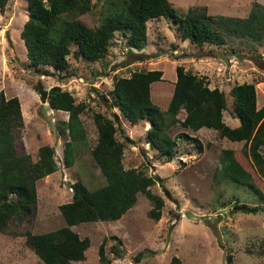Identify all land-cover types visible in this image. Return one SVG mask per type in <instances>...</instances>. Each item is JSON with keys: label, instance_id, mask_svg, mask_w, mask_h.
<instances>
[{"label": "rangeland", "instance_id": "1", "mask_svg": "<svg viewBox=\"0 0 264 264\" xmlns=\"http://www.w3.org/2000/svg\"><path fill=\"white\" fill-rule=\"evenodd\" d=\"M119 0H93L92 11L76 18L88 26L100 24L112 2ZM181 13L192 7L206 8L211 15L246 17L255 3L264 0H171ZM28 20L27 0H9L6 10L0 11V91L7 97L18 96L21 100L24 126L17 138L21 153L38 158L39 148L50 144L57 152L60 169L40 179L37 183L38 201L31 216L12 219L4 231H0L1 264H42L34 249L27 243L28 233H44L64 225L60 205L73 198L72 184L82 180L94 188L105 183L101 169L95 163L92 149L98 140V130L93 114L101 111L112 116L117 109H109L104 100L113 89L115 77L130 76L142 69L163 70L162 80L153 83L152 99L167 110L177 80V66L208 78L210 87H218L227 97L224 120L237 126L240 120L232 116L233 97L231 88L243 82L256 84L258 107L264 106V44L252 40L230 41L227 45L205 44L197 46L182 40L176 27L166 18L148 22V43L143 49H129L126 40L116 33L109 55L96 63L70 56L69 78L40 75L29 67L27 48L21 38ZM239 48V51L232 49ZM41 80L45 88L59 85L69 90L77 102H84L88 109L83 114L88 140L79 145L76 162L66 167L63 162V138L58 133V122L68 114L49 108L34 89ZM119 113V112H118ZM122 128L133 142L125 151L127 168H146L149 174L162 178L164 185L152 187L165 199L160 220L150 217L154 203L143 193L138 194L136 205L121 219L82 223L72 227L84 238L91 239V246L82 261L70 264H170L174 255L183 264H264V212L247 214L233 212L230 199L235 195L242 202L254 205L258 198L247 185L228 180L221 184L215 179L216 164L223 148L241 150L244 142L224 138L215 129L202 128L194 131L173 126L172 137L185 132L199 138L204 146L197 147L182 138L178 139V151L167 162L147 143L148 122L132 125L119 113ZM185 117V112L179 114ZM121 132L118 134L122 139ZM264 154V147L262 148ZM105 241L106 256L100 258V245ZM118 245L119 255L112 251ZM140 259L136 261V257Z\"/></svg>", "mask_w": 264, "mask_h": 264}, {"label": "trees", "instance_id": "2", "mask_svg": "<svg viewBox=\"0 0 264 264\" xmlns=\"http://www.w3.org/2000/svg\"><path fill=\"white\" fill-rule=\"evenodd\" d=\"M9 0H0V11L6 10ZM108 7L100 24L88 26L76 17L95 7L93 0H27L28 20L21 32L27 48L29 67L40 75H55L66 79L75 73L71 69L70 56L96 63L109 55L116 33L126 40L129 49H143L148 43V22L166 18L174 25L182 40L197 46L205 44L222 46L230 41L252 40L264 44V5L255 3L246 17L211 15L206 8L192 7L187 13L179 12L171 0H119ZM232 49H240L232 46ZM177 80L167 110L152 99V85L162 80L163 70L142 69L130 76L115 77L113 89L104 100L110 109H117L132 125L150 124L146 141L167 162L178 151V139L193 143L204 151L199 138L182 132L172 137L169 130L180 124L183 128L198 131L204 127L217 130L233 142H244L241 150L223 148L220 152L215 179L218 183L233 180L249 186L258 198L251 205L233 196V212L257 214L264 212V106L258 107L256 84L243 82L234 85L232 116L240 120L231 126L224 120L227 97L218 87L211 88L208 78L177 66ZM43 103L49 108L68 114L58 122L63 138V162L73 167L79 145L88 140L82 119L88 106L77 102L67 89L55 85L45 88L38 80L34 84ZM184 111L185 117L179 114ZM118 112L112 116L96 111L93 119L98 130V140L92 149L95 163L101 169L105 183L91 188L82 180L71 188L73 198L60 205L64 225L44 233H28L27 243L34 249L42 264H70L82 261L91 246V239L82 238L72 229L82 223L115 221L121 219L138 201V194H145L153 203L151 218L160 220L165 199L152 187L164 185L162 178L149 174L146 168H127L125 151L133 140L126 135ZM24 126L21 100L18 96L7 97L0 91V231H4L12 219L31 216L38 201L37 183L40 179L60 169L57 152L50 144L39 148L38 158L21 153L17 138ZM122 133V139L118 134ZM112 251L119 255L117 244ZM100 258L106 256L105 241L100 245ZM140 259L136 257V261ZM232 264V255L227 256ZM1 264V263H0ZM170 264H183L174 255Z\"/></svg>", "mask_w": 264, "mask_h": 264}]
</instances>
